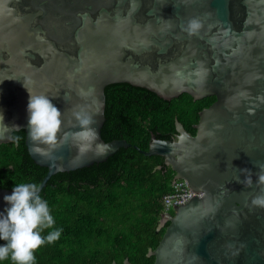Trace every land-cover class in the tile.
Returning a JSON list of instances; mask_svg holds the SVG:
<instances>
[{
    "label": "water",
    "instance_id": "1",
    "mask_svg": "<svg viewBox=\"0 0 264 264\" xmlns=\"http://www.w3.org/2000/svg\"><path fill=\"white\" fill-rule=\"evenodd\" d=\"M119 83L166 101L216 97L195 135L177 123L174 140L152 135L143 152L196 193L163 214L154 264H264V205L253 204L264 197V0H0V145L25 131L48 169L40 193L54 175L130 147L102 137L105 91ZM29 92L60 109L64 132L94 134L34 154ZM12 191L0 188V213Z\"/></svg>",
    "mask_w": 264,
    "mask_h": 264
},
{
    "label": "trees",
    "instance_id": "2",
    "mask_svg": "<svg viewBox=\"0 0 264 264\" xmlns=\"http://www.w3.org/2000/svg\"><path fill=\"white\" fill-rule=\"evenodd\" d=\"M106 94V142L125 139L121 148L104 163L54 175L39 194L49 204L54 228L63 229L52 244L45 243L33 264H154L155 250L169 225L158 231L164 214L163 197L171 191L175 173L161 156H146L152 135L174 140L177 123L192 135L199 113L216 97L195 101L183 94L166 101L153 92L119 83ZM25 131L14 141L0 145V188L16 184H41L48 169L31 158ZM16 137H19L17 142ZM51 229H45L46 235ZM5 242L0 240V245ZM0 264H15L9 257Z\"/></svg>",
    "mask_w": 264,
    "mask_h": 264
},
{
    "label": "clouds",
    "instance_id": "3",
    "mask_svg": "<svg viewBox=\"0 0 264 264\" xmlns=\"http://www.w3.org/2000/svg\"><path fill=\"white\" fill-rule=\"evenodd\" d=\"M196 27L195 21L191 24ZM29 138L32 152L41 156H51L54 148L65 142L69 135L83 139L94 134L91 128H82L78 133H68L62 130V112L46 95H33L29 92L28 101ZM4 117L0 114V124ZM82 126L91 123L89 119L80 121ZM18 129V126H14ZM19 137H16L17 142ZM47 146V147H45ZM264 181V175L260 177ZM41 186L36 183H18L11 195H6L4 201L10 205L0 213V261L11 258L15 264H33L34 253L45 243L52 244L61 237L63 229L54 228V218L50 214L49 204L39 195ZM254 205H264V197L253 200ZM45 229H51L42 235Z\"/></svg>",
    "mask_w": 264,
    "mask_h": 264
},
{
    "label": "built area",
    "instance_id": "4",
    "mask_svg": "<svg viewBox=\"0 0 264 264\" xmlns=\"http://www.w3.org/2000/svg\"><path fill=\"white\" fill-rule=\"evenodd\" d=\"M172 188L163 199L162 204L164 207V213L170 212L177 205H183L195 197L196 193L190 188L188 182L184 179H179L175 183H172Z\"/></svg>",
    "mask_w": 264,
    "mask_h": 264
},
{
    "label": "rangeland",
    "instance_id": "5",
    "mask_svg": "<svg viewBox=\"0 0 264 264\" xmlns=\"http://www.w3.org/2000/svg\"><path fill=\"white\" fill-rule=\"evenodd\" d=\"M170 212H173V210H170Z\"/></svg>",
    "mask_w": 264,
    "mask_h": 264
}]
</instances>
